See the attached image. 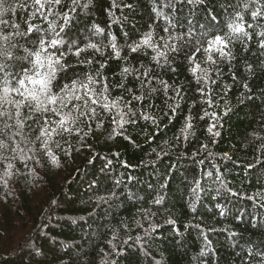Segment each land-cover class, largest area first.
Returning a JSON list of instances; mask_svg holds the SVG:
<instances>
[{
    "label": "trees",
    "instance_id": "obj_1",
    "mask_svg": "<svg viewBox=\"0 0 264 264\" xmlns=\"http://www.w3.org/2000/svg\"><path fill=\"white\" fill-rule=\"evenodd\" d=\"M20 2L29 7L5 19L24 30L25 18L34 9L31 0ZM166 2L115 0L113 7V0H77L75 5L63 0L57 6L72 18L61 33L66 44L59 46L66 53L68 71L58 75L57 84L95 76L94 87L108 85L109 100L120 98L119 108L130 122L121 128L116 109L92 105L95 116L86 113L69 126L71 131L53 136L49 147L57 163L38 143L26 164L11 161L10 178L3 175L6 162L0 161V264H264V49L258 35L264 31L259 27L264 19L253 22L250 11L257 5L245 11V0H209L196 7L185 0L175 12L163 9L170 19L182 21L165 32L168 22L152 8ZM236 12L257 25L247 28L251 39L229 44L232 59L213 53L216 64H211L203 47L211 36L227 33ZM212 15L216 20L209 29ZM188 19L194 21L191 39L186 34ZM33 23L47 31L39 17ZM93 24L104 32L95 34ZM11 31L0 26L2 34ZM149 31L162 50L165 40L179 48L168 53L169 63L161 59L163 67L152 61L151 49L131 53L128 47ZM202 32L207 36L199 45ZM109 33L116 38L120 59L114 57ZM16 41L21 46L16 55L34 48L31 40ZM73 41V51L95 43L100 52L89 49L77 58L67 49ZM189 55L209 70L207 85L197 83L189 71L194 66ZM125 67L132 71L121 76ZM145 70L148 77L141 75ZM158 80L170 86L167 95ZM153 87L157 91L149 95ZM175 89L181 97L173 114L169 105L175 100L169 97L175 96ZM142 93L144 100L133 99ZM46 118L50 124L59 119L50 114ZM186 122L191 124L188 134L182 132ZM209 127L220 134L214 136Z\"/></svg>",
    "mask_w": 264,
    "mask_h": 264
},
{
    "label": "snow or ice",
    "instance_id": "obj_2",
    "mask_svg": "<svg viewBox=\"0 0 264 264\" xmlns=\"http://www.w3.org/2000/svg\"><path fill=\"white\" fill-rule=\"evenodd\" d=\"M62 2L63 0H31V8L34 10L27 14L24 21L25 28L21 30L19 23L5 19V16L9 14L15 15L18 8H27L29 5L20 2V0H14L13 3H9V0H0V26L13 29V31L6 35L0 33V121H2V127H0V161L6 162L3 175L7 178H10L13 174L14 165L11 161L19 159L21 163L26 164L28 160L32 159V156L29 154L34 153L37 143L43 154H46L52 163H57L49 147L53 136L60 132L71 131L69 126L86 113L90 114L89 118L95 116L97 114L96 108L92 107V105L102 107L106 111L116 109V114L120 117L119 121L116 122L121 128L125 123L130 122L125 119L127 113L122 112L119 108L120 98L117 97L116 100H109L108 85L105 84L100 89L94 87L98 83L95 76L86 75V80L73 79L70 84L65 83L62 86L57 84L58 75L61 72L67 73L68 71L66 53L59 46L66 44L61 33H66L72 19L70 12L57 10V6L62 5ZM208 2L209 0H186V3L193 7L201 6ZM183 3H185V0H168V2L163 4L162 8L156 6L152 8V12L155 13L156 17L163 18L168 22L169 27L164 28L165 32H169L170 27L181 25L182 21L175 17L170 19L163 9L171 8L175 12L176 5ZM72 4H77V0H72ZM251 4L257 5V7L252 8L250 11L252 21L264 19V3L261 0H245L242 7L245 11H248ZM87 6V4L84 5V7ZM116 6L115 0H113V7ZM124 7L131 8L132 5L125 4ZM37 17L47 24V31L41 29L39 24L33 23ZM49 17L55 18L49 19ZM60 20H62V23H58ZM173 20L175 21L174 23ZM215 20L216 16L212 15L207 24L209 29L214 27L212 21ZM117 22V20H113V23ZM187 24L190 27L186 34L191 39L195 35L191 27L194 21L188 19ZM254 26L257 25L247 23L244 15L241 12H236L235 18L227 24V33L223 35L215 34L207 39V46L203 47L207 61L211 64H216L213 53L217 54L221 59H232L233 54L229 48V44L235 41L243 42V38L251 39L247 28H253ZM92 27L95 30V34H102L104 32V29L96 24H93ZM200 27L204 28L205 25L201 24ZM259 27L264 28V25H259ZM57 28L59 31H57ZM48 34H51V39L45 38ZM153 35L152 31L146 32L138 42H134L128 45V47L131 53H137L143 49H151L152 53H154L151 57L152 61L163 67L161 59H163L165 64L169 63L168 53H178L179 48L175 44H169L165 40L162 50L154 42ZM258 35L262 37L259 41V47L264 49V31L259 32ZM109 36L111 37L109 45L114 53V57L120 59L121 53L115 42L116 38L111 36V33H109ZM205 36H207V32H202L197 37V44L202 45V38ZM17 37L31 40L34 48L31 50L23 48L22 50L25 55H16L14 50L21 48L16 41ZM170 38L178 40L182 37L172 36ZM74 46L75 42L73 41L67 44V49L68 53L77 58L80 57L82 52L89 49L100 52L99 46L95 43H88L83 48H75V51H73ZM200 50V47L195 49L196 52ZM188 61L190 65H194L190 67L189 71L197 83L203 80L204 84L207 85L210 79L208 77L209 70L201 68L199 64L195 63V58L191 55L188 56ZM16 62H20L19 70H17ZM77 62L83 63L79 59ZM87 63L92 64L93 61L88 60ZM103 67L104 65L101 64V68ZM131 71L125 67L122 69L121 76L130 74ZM100 75V71H97L96 76ZM141 75L148 77L149 71L145 70ZM144 83V80H141V84L144 85ZM157 83L163 85L165 95H167L170 87L168 83L163 80H158ZM212 83H215V81H212ZM119 86L123 87V84ZM247 87L248 85L245 84V88ZM81 90L82 95L78 94ZM156 91L157 89L153 87L148 94L150 95ZM174 91L175 96L169 97V99L175 100L174 105H169L173 114L179 107V98L181 97L179 89H175ZM145 98L144 93L133 97L136 101H142ZM73 101L81 103L73 104ZM70 104H72V108L65 112L64 109L68 108ZM25 109H27V113H25ZM131 111L132 109L130 108L129 112ZM74 112H78L79 115L74 116ZM49 114L59 117V119H53L50 124L49 119L46 118ZM143 118L145 120L151 119L148 115H144ZM33 125L36 127H33ZM190 128L191 124L186 122L182 132L188 134ZM26 129H28L27 132L25 131ZM208 131L214 136L220 134L219 132H213L212 127H209ZM33 132L37 133L34 139L31 138ZM125 139H128V137H125ZM29 145L32 146L30 147ZM7 153H11L12 155H7ZM98 199L103 201L105 198L99 197ZM162 199V197L157 198L155 203L160 204ZM223 214V211H221V215ZM169 223H172V221H169ZM232 235H235V233H232ZM261 255L264 256V254Z\"/></svg>",
    "mask_w": 264,
    "mask_h": 264
}]
</instances>
